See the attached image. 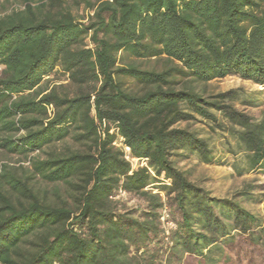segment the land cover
Here are the masks:
<instances>
[{"label": "trees", "instance_id": "obj_1", "mask_svg": "<svg viewBox=\"0 0 264 264\" xmlns=\"http://www.w3.org/2000/svg\"><path fill=\"white\" fill-rule=\"evenodd\" d=\"M22 2L0 16V150L30 167L0 164V264H264L258 218L209 197L171 161L206 147L179 123L229 110L226 94L206 96L212 81L264 87V0ZM81 6L93 12L87 23L73 12ZM57 70L73 96L47 86ZM250 139L251 167L264 169V138ZM161 174L181 214L169 236L166 202L148 190ZM37 179L62 183L71 203L59 186L50 201ZM120 191L138 203L125 207Z\"/></svg>", "mask_w": 264, "mask_h": 264}, {"label": "rangeland", "instance_id": "obj_2", "mask_svg": "<svg viewBox=\"0 0 264 264\" xmlns=\"http://www.w3.org/2000/svg\"><path fill=\"white\" fill-rule=\"evenodd\" d=\"M24 7L22 0H0V16ZM73 12L83 23H87L93 15V12L84 6L74 8ZM86 43L89 47H93L90 38ZM46 81L50 89L58 86L61 92H69L71 96L76 91L69 75L60 70L46 78ZM219 94H226V98L221 101L222 105L229 107L227 112L213 109L211 112L215 120L195 116V119L181 122L176 126V128L188 129L205 141V150L203 152L189 148L179 150L172 154L171 161L194 187L201 189L211 198L237 203L241 208L255 215L260 225L264 226V169L252 168L250 163L253 155L250 136L264 138V133L258 128L264 118V87L238 76H228L212 81L206 88L207 97L216 98ZM115 132L116 129L112 128L111 134ZM114 145L124 149L123 140L119 137ZM35 155L37 154H32L31 157ZM130 161L134 168L147 166L145 161L138 159ZM0 164H7L17 169L19 175H23L25 169L30 167L29 159L18 155H6L1 150ZM171 184V179L161 174L148 186V190L159 193L166 202L164 210L169 215L168 218L163 219L166 236L176 229V223L181 215L180 212H176L175 205L172 206L175 195L166 196ZM33 185L36 189L49 192L47 197L50 201H57L53 191L59 186L62 198L68 199L71 203L66 186L62 183L47 184L37 179L33 181ZM115 199L122 200L127 208L135 206L139 201L135 195L128 193L124 197ZM164 215L163 211V217Z\"/></svg>", "mask_w": 264, "mask_h": 264}, {"label": "built area", "instance_id": "obj_3", "mask_svg": "<svg viewBox=\"0 0 264 264\" xmlns=\"http://www.w3.org/2000/svg\"><path fill=\"white\" fill-rule=\"evenodd\" d=\"M124 146V149H125V153L126 154H130V148L129 147H127V146H125V145H123ZM127 159H129V157H127ZM124 197V196H126V192H124V191H120V193L115 197V198H119V197ZM164 217H163V219H166V218H168L169 217V215H167L166 214V210H164Z\"/></svg>", "mask_w": 264, "mask_h": 264}]
</instances>
